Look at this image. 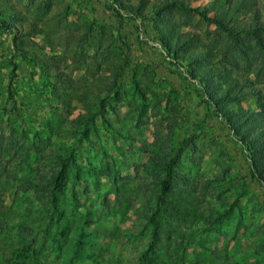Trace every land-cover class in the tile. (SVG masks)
I'll list each match as a JSON object with an SVG mask.
<instances>
[{
  "label": "rangeland",
  "instance_id": "obj_1",
  "mask_svg": "<svg viewBox=\"0 0 264 264\" xmlns=\"http://www.w3.org/2000/svg\"><path fill=\"white\" fill-rule=\"evenodd\" d=\"M107 2L0 0V264L24 247V264H139L151 244L154 264H264V187L244 147L151 32L123 38ZM64 160L52 200L43 178Z\"/></svg>",
  "mask_w": 264,
  "mask_h": 264
},
{
  "label": "trees",
  "instance_id": "obj_2",
  "mask_svg": "<svg viewBox=\"0 0 264 264\" xmlns=\"http://www.w3.org/2000/svg\"><path fill=\"white\" fill-rule=\"evenodd\" d=\"M107 1L106 8L119 19L124 39L128 35L126 28H139L146 35L152 33L148 42L158 43L168 67L185 75L188 94L195 95L213 117L226 125L234 142L244 147L250 178L264 187V100L260 87L264 84V0H219L221 6L214 0L202 7L192 6L191 0H140L137 4ZM178 15L188 21L199 17L214 30L205 34L185 31L176 21ZM6 25L10 32L17 22ZM10 96L13 98L12 93ZM253 98H257L256 105L246 107L244 103ZM59 165V170L53 169L43 178L52 185V200L67 177V161ZM165 167L173 171L172 165ZM167 185L168 180H163L161 194ZM171 186L174 189L177 184ZM164 203L160 196L157 209ZM150 221L155 222L153 217ZM152 245L139 264H154ZM30 249L18 250L21 264L29 261Z\"/></svg>",
  "mask_w": 264,
  "mask_h": 264
}]
</instances>
